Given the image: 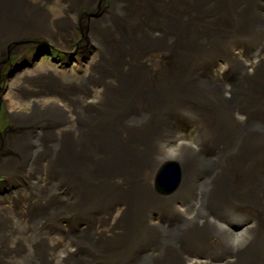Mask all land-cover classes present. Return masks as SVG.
<instances>
[{
  "label": "bare ground",
  "instance_id": "bare-ground-1",
  "mask_svg": "<svg viewBox=\"0 0 264 264\" xmlns=\"http://www.w3.org/2000/svg\"><path fill=\"white\" fill-rule=\"evenodd\" d=\"M102 1L0 0V50H85L4 88L0 264H264V0Z\"/></svg>",
  "mask_w": 264,
  "mask_h": 264
},
{
  "label": "rangeland",
  "instance_id": "rangeland-1",
  "mask_svg": "<svg viewBox=\"0 0 264 264\" xmlns=\"http://www.w3.org/2000/svg\"><path fill=\"white\" fill-rule=\"evenodd\" d=\"M106 1L107 3L105 2V4H103L102 1L99 6L103 5V9L108 8L109 2L111 0ZM50 6L52 5L50 4L49 8H51V12L53 13V15H57L54 16L55 18L62 15V7H58L56 5L55 8L53 7L54 4L52 7ZM79 35L83 37L84 32L81 31ZM34 43H19L20 45L16 44L14 47H12V45H6L0 50V134L7 133V131H9V129L15 125H12L11 119L8 116L7 112L9 109L1 101L2 95L4 94V88L6 87L7 82L14 80V77L16 75H19L20 72L32 69L33 67L47 65V67H50L53 70H56V68L64 71L67 70L69 74L76 75L78 73L79 65H84V61H82L81 54H84L85 50L84 47L81 46V44L80 47L78 46V48H76L75 45H70V48L66 50L56 47L50 42L46 44ZM25 54L32 56V59H30L29 62L23 64L22 59ZM80 74L81 72H79L78 75ZM69 80H71V78ZM70 87L74 86L72 85ZM186 134L189 136V138H195V136L197 135L192 129L187 130ZM177 147V143L172 142L171 144L167 145V150L175 153L178 150ZM1 179L2 178L0 177V181Z\"/></svg>",
  "mask_w": 264,
  "mask_h": 264
},
{
  "label": "water",
  "instance_id": "water-1",
  "mask_svg": "<svg viewBox=\"0 0 264 264\" xmlns=\"http://www.w3.org/2000/svg\"><path fill=\"white\" fill-rule=\"evenodd\" d=\"M181 180L182 170L177 163L172 162L159 171L155 188L159 193L170 194L180 186Z\"/></svg>",
  "mask_w": 264,
  "mask_h": 264
}]
</instances>
